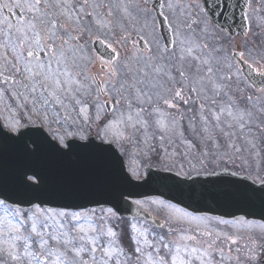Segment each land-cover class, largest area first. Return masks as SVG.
<instances>
[{
    "label": "snow or ice",
    "instance_id": "obj_1",
    "mask_svg": "<svg viewBox=\"0 0 264 264\" xmlns=\"http://www.w3.org/2000/svg\"><path fill=\"white\" fill-rule=\"evenodd\" d=\"M155 2L0 0V264H264V0Z\"/></svg>",
    "mask_w": 264,
    "mask_h": 264
},
{
    "label": "water",
    "instance_id": "obj_2",
    "mask_svg": "<svg viewBox=\"0 0 264 264\" xmlns=\"http://www.w3.org/2000/svg\"><path fill=\"white\" fill-rule=\"evenodd\" d=\"M241 3H243V0H241ZM161 25V24H160ZM242 33L243 30L242 29H234L233 32L231 34H236V33ZM161 33H163L164 35H168V28L166 26V24H163L161 25ZM243 74L245 75L246 74V66H243ZM0 82L3 83L5 82L4 79H0ZM51 159V158H50ZM53 164H54V170H62V169H66V168H72V167H76L77 166V162H72V161H67V162H62V163H56L53 161ZM140 193H142L141 195H138L136 198L138 199H141V198H151V197H158L156 195L155 192H152L150 189H141V190H138ZM168 193L165 194V196H167ZM159 198H165V197H159ZM180 200V197H177L176 200H173L172 202L174 204H176L178 201ZM189 203L188 200L185 199L184 203L183 204H180L179 206L181 207H185L187 204ZM23 207H28V205H24ZM90 207H97L99 208V206L97 205H90ZM196 206L193 205L192 208H189L188 210L189 211H193V209L195 208ZM218 210H221V211H224V210H227V206L226 204L221 201L220 203V206H219V209ZM133 211H135V209L132 207V209L126 211L124 213L125 216H133ZM196 213H199V214H206L204 212H196ZM211 215H218L219 213L218 212H213V213H210ZM228 219H232L231 217H226ZM253 221L255 222H261V223H264V221H261L260 217L257 216L255 218H252Z\"/></svg>",
    "mask_w": 264,
    "mask_h": 264
},
{
    "label": "flooded vegetation",
    "instance_id": "obj_3",
    "mask_svg": "<svg viewBox=\"0 0 264 264\" xmlns=\"http://www.w3.org/2000/svg\"><path fill=\"white\" fill-rule=\"evenodd\" d=\"M153 2H154V0H147L146 7L149 8V9H152ZM151 14L153 16H155V12L153 10H152V13ZM16 18L18 19L19 17H16ZM10 19H12V18L10 17ZM156 31L158 32V26L156 28ZM228 38L233 42V46H234L233 50H238V47L237 46H242V44H243V36H235V37H231V38L228 37ZM249 39H253V38L252 37H249ZM252 91H256V90L252 89ZM185 135L188 136L189 139H192V137L188 134L187 131L185 132ZM181 150H182L181 148H177V151H181ZM156 230H159V229L153 227V231H156Z\"/></svg>",
    "mask_w": 264,
    "mask_h": 264
},
{
    "label": "rangeland",
    "instance_id": "obj_4",
    "mask_svg": "<svg viewBox=\"0 0 264 264\" xmlns=\"http://www.w3.org/2000/svg\"><path fill=\"white\" fill-rule=\"evenodd\" d=\"M230 45H225V47H229ZM233 46V45H232ZM234 48V46H233ZM93 54H94V51H93ZM95 55V54H94ZM8 86H5V87H1L0 89H3V88H7Z\"/></svg>",
    "mask_w": 264,
    "mask_h": 264
}]
</instances>
